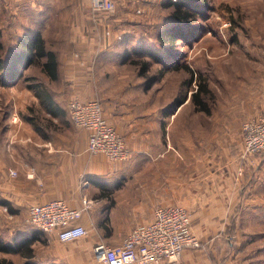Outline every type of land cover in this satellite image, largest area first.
I'll return each mask as SVG.
<instances>
[{
    "label": "crops",
    "instance_id": "crops-1",
    "mask_svg": "<svg viewBox=\"0 0 264 264\" xmlns=\"http://www.w3.org/2000/svg\"><path fill=\"white\" fill-rule=\"evenodd\" d=\"M117 3L120 8V0ZM127 3L124 11L128 10ZM94 20L95 24L70 21V26L76 28L72 29V43L83 41L89 47L79 51L83 63L74 58L72 46L63 56L64 77L70 86L67 102L73 94L98 97L105 116L124 136L131 155L125 161L113 162L104 154L90 153L89 131L84 128L63 131L60 143L51 133L43 138L42 130L26 117L36 130L22 138H33L34 146L20 148V153L32 157V170L19 171L13 177L2 163L0 194L16 207L64 198L72 207L81 208L87 197L92 205L78 221L87 227L88 234L62 241L56 232L37 230L31 249L0 250V258L11 264H102L93 252L94 245L106 234L100 221L110 220L111 229L120 239L115 243H119L131 228L151 221L158 206L182 204L192 212V230L204 245L184 249L176 264H245L230 249L227 231L231 220L239 218L245 200L241 195L244 173L239 176L238 169L241 164H249L250 156L242 158V122L233 119L229 123V116L219 120L210 113L205 118L206 126L200 119V125L195 120L192 129H175L186 125L183 115L191 114V119L204 112L196 110L188 97L167 113L170 100L162 103L132 96V84L127 82L124 71L115 79L106 78V71L99 76L97 58L112 40L103 45L98 32L93 31L103 22ZM90 29L92 33L84 34ZM66 108L62 115L47 112L46 117L54 124L59 118L74 124L68 105ZM33 232L0 225V239L12 245L21 244Z\"/></svg>",
    "mask_w": 264,
    "mask_h": 264
},
{
    "label": "rangeland",
    "instance_id": "rangeland-1",
    "mask_svg": "<svg viewBox=\"0 0 264 264\" xmlns=\"http://www.w3.org/2000/svg\"><path fill=\"white\" fill-rule=\"evenodd\" d=\"M133 1L120 0V9L115 0L116 9L113 13L109 16H98L92 11L89 0H0V13L2 14L0 23H8L12 20L19 32L25 25L24 21L28 23V20L33 18V14H37L40 8L48 9L47 19H51L52 15L57 13L58 19L63 17L74 23L81 20L94 23L96 17L97 21L103 23H100L98 30L93 28V31L98 32L104 45L106 41L113 40L118 32L123 31L125 22L130 20L127 18L154 19L155 15L157 17L159 11L154 9L152 0ZM125 2H128L126 11L123 10ZM155 2H160V0ZM50 3H72L74 6L56 12L54 7H47ZM138 7H141L145 13L139 15L136 11ZM169 11L165 8L164 15H168ZM204 11L205 14L198 18L199 27L196 29L195 36L187 42L180 43L178 50L180 56L177 59L188 62L194 69L204 72L209 78L212 88V95L208 101L211 114H216L219 120H224L229 116L231 120L229 123H233V119L242 122L258 114L264 108V0H207ZM107 28L112 32L109 36L105 34ZM90 31L92 33L90 29L84 34ZM71 46L73 47V49L70 47L72 54L76 51H86L89 47L83 41L81 44L71 43ZM151 62L150 72L157 76L162 75L148 90L143 89V79L138 77L136 86L130 87L132 96L143 101L151 98L162 101V103L171 101L177 96L184 97L186 93L189 98L191 97L192 90L190 89L195 88V85L187 84L190 76L188 72L170 69L162 72L166 64ZM110 65L108 69H115L119 75L124 72V76H128L129 73L132 77L134 75L132 65H127L123 67L124 69L117 67V62H111ZM102 69L107 70L106 67H101L99 69L101 74ZM30 73L40 75L37 65L27 71V76ZM46 113L45 106L41 104L34 90L29 88L24 81L11 85L0 84V166L3 163L10 176L17 177L19 171L32 170V157L27 158L20 153V148L26 146L32 149L34 146L33 138L26 139V141L22 138V135H28L36 130L30 121L27 123L28 117H36V123L41 125L42 133H44L43 138L51 133L58 143L61 141L60 136L63 131L76 132L77 128L83 129L70 124V121L65 118H59L55 124L51 123ZM189 115L191 116V114L183 115L186 125H180L175 129H192L195 127V120L198 121V126L200 125V119L201 123L206 126L205 118H208L209 114H198L199 116H192L191 119ZM186 120L190 123H186ZM11 169L16 171L15 175L10 173ZM248 181L251 182L250 185ZM244 184L245 200L239 213L237 233L233 236V240L236 244L242 245L243 251L239 257L241 263L264 264V152L250 156L249 164L245 165ZM1 185L2 181H0V190ZM2 200L4 198L0 194L1 227L9 224L21 230L41 231L40 228L27 222V205L17 207L12 205L15 210L12 213L2 204ZM100 222L104 223L106 233L105 236L103 235L104 240L112 244L120 240L112 230L113 228L111 229L110 220L105 218Z\"/></svg>",
    "mask_w": 264,
    "mask_h": 264
},
{
    "label": "trees",
    "instance_id": "trees-1",
    "mask_svg": "<svg viewBox=\"0 0 264 264\" xmlns=\"http://www.w3.org/2000/svg\"><path fill=\"white\" fill-rule=\"evenodd\" d=\"M143 1L147 2V0ZM155 1L152 0V3L154 9L159 11L157 17L155 15L154 19L148 17L127 18L130 20L125 22L121 38L114 36L115 38L110 41V47L104 49L97 58L95 64L97 74L101 67H106L107 70L102 69L107 73L106 78L115 79L118 74L108 69L111 62H117V67L121 69L132 65L134 75L132 77V74L129 73L128 76H125L127 82L132 84L131 87L133 84L136 86L137 78L141 77L143 89L148 90L162 75L157 76L150 72L151 61L166 64V67L162 68V72L169 69L185 70L190 75L187 84L189 86L196 85L195 88L190 89L192 90L190 100L195 103V109L210 114L211 108L208 101L212 95V88L209 78L204 72L194 69L188 62L177 59L180 56L178 51L180 43L187 42L195 36L196 29L199 27L198 18L205 14L207 0ZM73 6L72 3L47 4V7H54L56 12L67 10ZM165 8L170 10L166 16L163 12ZM138 9H141L139 15L145 13L141 7H138L136 11ZM48 12V9L40 8L37 14H33V18L28 20V23L24 21L25 25L19 32L12 20L8 23H0V84L11 85L18 81H24L29 88L34 90L47 112L52 115H60L67 109V93L70 90L69 82L64 77L63 56L68 53L71 47L72 27L69 20L63 17L58 19L57 13L52 15L51 19H47ZM96 13L98 16L110 15L103 12L94 14ZM0 16L1 19V13ZM12 26L15 27L14 30H12ZM10 42L13 44H8ZM34 65H37L40 75L30 73L27 76V71H30ZM186 98H188L187 93L184 97L177 96L172 99L171 104L165 109L166 112L171 113L176 105ZM29 119L37 130H42L41 125L34 122V117ZM250 183L248 181V185ZM244 190L245 186L241 192L243 198L245 197ZM2 204L12 213L15 212L8 200H2ZM237 220L236 217L231 220L227 231L230 249L234 251L236 257H240L243 251L242 245L236 244L233 240V236L237 233ZM41 231L45 232L42 229ZM37 237L36 232H33L30 237L23 238L21 244L16 245L3 242L0 239V250L17 252L21 251L22 247L31 249L30 245ZM0 264H11V262L0 258Z\"/></svg>",
    "mask_w": 264,
    "mask_h": 264
},
{
    "label": "built area",
    "instance_id": "built-area-1",
    "mask_svg": "<svg viewBox=\"0 0 264 264\" xmlns=\"http://www.w3.org/2000/svg\"><path fill=\"white\" fill-rule=\"evenodd\" d=\"M92 11L111 14L116 9L115 0H89ZM138 13L141 9L137 10ZM106 29L105 34H111ZM118 32L115 37L121 38ZM78 62L84 57L79 51L73 53ZM76 126L89 131L87 150L92 154H104L113 162L127 160L131 155L124 136L104 114L98 97L83 98L73 94L67 102ZM243 140L242 158L264 152V108L241 123ZM245 164L238 169L243 175ZM11 174L16 171L11 169ZM92 200L84 197L81 208L72 207L64 198H53L28 206L26 220L45 232H56L62 241H70L88 234V229L78 220L83 211L91 207ZM203 240L192 230V212L182 204L158 206L154 217L145 224L131 228L119 243L99 240L93 247L94 257L102 264H176L188 247L200 248Z\"/></svg>",
    "mask_w": 264,
    "mask_h": 264
}]
</instances>
